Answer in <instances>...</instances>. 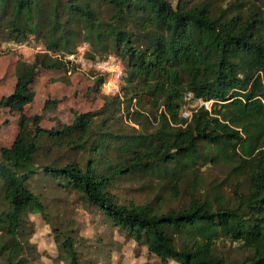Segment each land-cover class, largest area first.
Instances as JSON below:
<instances>
[{
    "label": "trees",
    "instance_id": "1",
    "mask_svg": "<svg viewBox=\"0 0 264 264\" xmlns=\"http://www.w3.org/2000/svg\"><path fill=\"white\" fill-rule=\"evenodd\" d=\"M2 43L38 48L33 61L7 71L16 84L0 98V115L20 114L14 142L0 148L6 264H31L32 215L51 224L68 264L87 254L77 247H87L83 238L50 220L49 184L78 192L104 225L164 264H264V0H0ZM83 43L89 61L115 55L124 63L122 94L74 110L62 127L35 115L28 132L37 75L78 71L68 56ZM96 78L101 88L106 75ZM188 97L211 107L184 115ZM205 164L225 169L224 178L208 183ZM135 175L162 180L178 203L167 205L166 187L153 200L122 202L115 189ZM223 239L245 255L219 253Z\"/></svg>",
    "mask_w": 264,
    "mask_h": 264
},
{
    "label": "rangeland",
    "instance_id": "2",
    "mask_svg": "<svg viewBox=\"0 0 264 264\" xmlns=\"http://www.w3.org/2000/svg\"><path fill=\"white\" fill-rule=\"evenodd\" d=\"M88 49L89 45L83 43L75 54L68 56L78 64V71L68 75L64 71H42L37 75L32 85L34 100L26 106L28 116L26 130L28 132L34 130L33 117L35 115L43 116L44 125L62 127L65 123L72 122L74 110L80 112L96 110L104 104L102 95H108L114 91L112 87L105 86V82L101 88L95 87L98 75H106V79L108 75L100 71V68L104 66H96L98 60H87ZM37 50L38 48L34 44L32 46L5 43L0 45V98L9 95L16 84V77L10 72L8 74L7 71L13 70L19 59L33 61ZM112 58L116 59V62L121 61L115 55ZM122 66V70L125 71L123 62ZM64 77H67L66 81ZM186 101L184 115L191 114V110L201 104L211 107V102L190 99V97ZM19 116L18 112L11 114V112L3 111L1 113L0 125L6 119L10 123L0 131V148L10 146L14 142L20 130ZM201 169L208 183L215 179H223L226 174L225 169L209 164H205ZM49 186L51 188H43V192L50 220L57 226L70 230V234L77 233L78 237L83 238L82 243L87 244L86 248L77 245L80 250L87 253L80 256V264H164L160 258L149 254L145 247L140 248L134 240H126L119 229L104 225L103 215L91 207L78 192L73 190L64 192L52 188L51 184ZM165 187L168 189L169 201L167 205L177 204L176 196L170 195L169 185H165L155 176L141 178V176L135 175L124 181V184L121 183L115 192L122 202L144 203L148 198L155 199L158 194L163 196ZM224 188L231 190L230 185H226ZM31 219L33 221V230L29 238L33 252L31 264H68L66 252L61 251L55 242L52 226L48 220H45L41 215H32ZM100 237L107 239L108 245L104 249L101 246H96L98 244L96 239ZM91 243H93L92 246H90ZM25 249L23 250L24 254ZM109 249H111L112 256L107 259L106 254ZM217 250L231 260L240 259L245 255L237 243L228 239L220 241ZM0 264H6L5 258H0Z\"/></svg>",
    "mask_w": 264,
    "mask_h": 264
},
{
    "label": "built area",
    "instance_id": "3",
    "mask_svg": "<svg viewBox=\"0 0 264 264\" xmlns=\"http://www.w3.org/2000/svg\"><path fill=\"white\" fill-rule=\"evenodd\" d=\"M112 56L113 55H109L106 59L98 60L96 66H104L100 68V71L108 75L104 85L112 87L114 91L110 94H121L124 75V71L122 70L123 66L121 61L116 62V59H113Z\"/></svg>",
    "mask_w": 264,
    "mask_h": 264
}]
</instances>
